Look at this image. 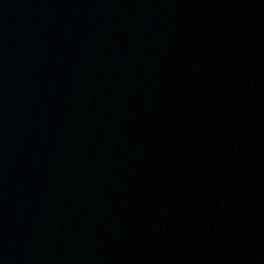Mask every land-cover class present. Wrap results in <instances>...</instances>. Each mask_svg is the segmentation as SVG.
I'll return each instance as SVG.
<instances>
[{"label":"water","instance_id":"95a60500","mask_svg":"<svg viewBox=\"0 0 264 264\" xmlns=\"http://www.w3.org/2000/svg\"><path fill=\"white\" fill-rule=\"evenodd\" d=\"M0 264H264V0L1 3Z\"/></svg>","mask_w":264,"mask_h":264}]
</instances>
